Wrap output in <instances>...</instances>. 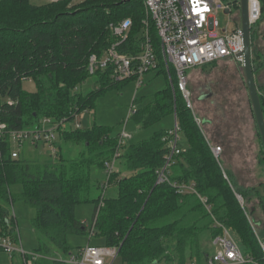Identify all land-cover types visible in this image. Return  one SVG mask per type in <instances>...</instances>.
<instances>
[{"label":"trees","instance_id":"16d2710c","mask_svg":"<svg viewBox=\"0 0 264 264\" xmlns=\"http://www.w3.org/2000/svg\"><path fill=\"white\" fill-rule=\"evenodd\" d=\"M260 1L259 22L264 20V0ZM144 17L141 0H57L42 5L29 0H0V124L10 132L30 130L43 118L72 122L93 110L108 90L132 82H112L108 70L90 76L88 60L91 55L100 58L112 44L108 25L129 18L133 28L119 49L127 53ZM256 33L255 27L251 28L254 72ZM151 37L157 46L152 29ZM90 77L94 79L93 90L85 95L74 92ZM26 80L35 82L34 93L22 91ZM172 84L173 88L167 80L164 89L137 97L130 119L144 131L175 114L183 150L174 157L168 178L177 184L194 183L196 193L207 199L209 212L195 194L181 195L168 183L156 184V170L164 164L167 152L163 141L167 127L122 147L115 164L118 171L108 178L116 196L101 198L103 184L98 180L93 184L92 168L105 172V163L115 154L118 134L94 124L62 132L54 159L48 163L27 162L23 156L12 159L9 137L4 138L0 144V236L19 242L12 222L8 223L6 204L21 201L35 212L31 227L39 247L32 253L40 258L33 263L63 264L61 259L72 251L67 237L89 236L83 223L75 219L74 208L93 204V237H102L105 247H118L122 264H185L189 260L203 264L212 252L210 242L223 228L244 254L264 264L245 216L247 213L254 219L257 205L264 210V182L241 188L230 173L225 171L224 178L173 76ZM259 98L264 114V97ZM255 127L260 144L257 161L264 171V150L256 123ZM63 142L69 145L68 155L75 156L61 153ZM13 184L22 185L23 191L11 194L8 187ZM94 190H99L96 197L92 196ZM235 194L242 197L243 208ZM263 227L257 229L262 239Z\"/></svg>","mask_w":264,"mask_h":264},{"label":"built area","instance_id":"2783aa9c","mask_svg":"<svg viewBox=\"0 0 264 264\" xmlns=\"http://www.w3.org/2000/svg\"><path fill=\"white\" fill-rule=\"evenodd\" d=\"M52 1L57 0H46L45 3ZM141 2L145 9V17L134 37L133 47H128L127 53H121L119 50L132 31L133 22L131 19L126 18L109 24L108 31L113 42L100 58L95 55L90 56L87 67L88 74L94 76L97 72L108 70L112 82L132 80L137 88L143 85L145 76L151 73L162 74L172 88V76L175 77L176 86L181 93L186 109L191 112L198 130L204 136L224 178L227 179L225 170L220 163L222 148L210 143L205 134L202 118L195 114L191 93L188 89L187 73L224 59H233L242 65V59L236 58V55L242 51L240 24L229 31L221 29L217 20L220 11L228 13L230 20H232L234 12H238L240 18L239 0H229L228 2L223 0H141ZM236 6H238V11ZM247 9L249 25L254 28L261 17V1L247 0ZM151 29L156 33L157 46L151 37ZM136 98L133 96L126 121L117 136L115 154L104 165L107 181L101 185L102 192L109 185L108 178L117 172L115 164L121 154L122 147L131 140V133L126 131L125 124L136 111L134 104ZM70 124L71 121L60 120L56 123L49 118H43L38 125L30 130L10 132L6 130L4 124H0V144L6 136L9 137L11 147L14 145L15 149V151L11 150L12 159L19 157L17 150H20L25 144L31 146L44 144L49 149V157L54 159L57 152L55 143L58 140V134L82 128L78 123L73 127L69 126ZM180 140L179 127L174 114V125L166 131L163 138L167 152L164 155V164L156 170V184L168 183L176 188V191L181 195L195 194L209 212L210 205L207 203V199L196 193L194 183L177 184L170 182L168 178L174 157L183 150ZM235 196L243 208L242 197L238 194ZM245 216L262 252L264 263V239L259 235L252 217L247 213ZM88 235L89 241L86 246L79 248L76 254L69 253L61 259V263L116 264L119 259V248L92 245L90 243V238L94 236L92 227L89 228ZM211 247L212 252L206 256L203 264H261L251 255L244 254L231 233L224 228L222 233L211 241ZM0 250L9 256L20 255L24 264H32L40 258L35 253L25 252L8 237L0 236ZM153 264L172 263L160 261ZM185 264L197 263L189 260Z\"/></svg>","mask_w":264,"mask_h":264},{"label":"rangeland","instance_id":"374dc122","mask_svg":"<svg viewBox=\"0 0 264 264\" xmlns=\"http://www.w3.org/2000/svg\"><path fill=\"white\" fill-rule=\"evenodd\" d=\"M29 2L34 5H42L45 4L46 0H29ZM234 13L237 14L236 12ZM217 20L221 29L224 28L231 31L234 28V23L230 20L228 13L220 11ZM221 64H223V62ZM221 64L215 69L216 71L212 70L213 65L198 70L200 73H203L202 76L196 75L198 74L196 70H192L189 73L188 79L191 81L190 93L193 108L197 117L206 118L208 119L207 121L210 122L208 123L205 121V134L212 145L222 148L220 163L224 170L230 173L231 165L236 175H238L239 180H241L240 184L244 186H256L264 182V171L256 162V155L259 153L260 148L256 127L252 120L250 121V118L248 116L246 117L245 107L248 106V98L244 90L246 87L242 65L238 62L234 63L231 61L230 64L226 63L221 68ZM254 65L256 64L254 63ZM166 86L167 80H165L163 75L151 73L145 76L144 84L139 88H137L133 82H130L124 86L108 90L98 98L93 110L85 111L79 116H76L75 120L71 122L69 126L73 127L78 123L82 128H89L95 124L97 126L109 127L114 134H119L126 121L133 96H135V98L150 96L156 91L164 89ZM21 88L25 93H34L36 91L35 82L32 80L23 81ZM94 88V79L90 77L83 84L77 86L74 92L85 95ZM207 93H209V95ZM241 93L242 96H240ZM205 95L209 97L201 99V97ZM173 125L174 116L163 119L161 123L147 130L140 131L133 125V121L128 119L125 124V129L131 133V141L136 142L142 138L149 137L155 130L163 127L170 129ZM57 138L58 140L55 143V147L61 142V133L58 134ZM226 140H229L232 147L226 145ZM61 144V153L64 156L69 158L75 156H71V154L68 155L70 151L69 145H66L64 142ZM29 146L31 145L25 144L21 148L22 158H26L25 160L27 162L37 161L39 163H48L50 161L47 159L49 149L44 147V144H39L37 148ZM72 152L74 151L72 150ZM51 160L53 159L51 158ZM92 177L94 179L92 180L93 184H95L97 180L102 184L107 181L106 173H101L94 167L92 168ZM8 191L13 195H17L23 191V187L22 185L13 184L8 187ZM261 193L264 196V191ZM98 194L99 190H94V192H92L93 197H96ZM100 196H103V199L115 197V186L109 184L104 192L101 191ZM1 202L2 200L0 198V206ZM254 203L257 205L255 201H253L252 204ZM6 206L9 210L7 220L8 223L12 222L15 228L19 241L17 243L18 247H21L25 252L37 250L39 245L31 227V222L35 217L34 210L21 201H15L11 204L8 203ZM255 208L257 210L256 215H254L255 220L252 219L256 229H260L264 226V210L259 205ZM93 210V204L77 205L74 208V217L77 221L83 223L86 227V232L89 231L91 225ZM88 241L89 236L86 235L68 236L67 244L72 249L70 253L76 254L78 249L86 246ZM90 243L96 246H105L104 239L100 236L91 237ZM208 249H210L209 246ZM1 252L0 264H22L23 260L20 255L14 254L13 256H9L3 251ZM51 255H53L52 252ZM57 257L61 258V255L57 254ZM32 264L35 263L32 262ZM116 264H122L120 258L116 261Z\"/></svg>","mask_w":264,"mask_h":264},{"label":"crops","instance_id":"0c3cea01","mask_svg":"<svg viewBox=\"0 0 264 264\" xmlns=\"http://www.w3.org/2000/svg\"><path fill=\"white\" fill-rule=\"evenodd\" d=\"M238 18V19H237ZM231 21H233V23H234V28L235 27H237V25H239L240 24V18H239V16L237 15V14H235L234 13V16H232V20ZM233 28V29H234ZM229 30V29H228ZM255 30H256V41H255V45H254V50H256V54H257V56H256V59H255V66H256V71L254 72V79H255V84H256V87H257V91H258V94H259V97L260 96H263L264 97V20H262V21H260V22H258L257 24H256V26H255ZM231 61H233L234 63H236L233 59H224V60H221V61H219V62H217V63H213V64H209V65H206V66H202V67H200V68H197V69H194V70H196V71H198V70H200V69H204L205 67L207 68L208 66H212L213 65V68H212V70L213 71H216L215 69L223 62V64H221V68H222V66L223 65H225L226 63H229L230 64V62ZM234 66H235V64H234ZM192 71V70H191ZM191 71H189L188 73H187V75L189 76V73L191 72ZM196 73V72H195ZM196 75H198V76H202L203 75V73H200L199 71H198V74H196ZM188 81H189V79H188ZM191 83V81H189V85H191L190 84ZM245 87H246V84H245ZM245 90V92H246V96H247V98H248V102H247V104H248V106L247 107H245V112H246V117L248 116L249 118H250V121L252 120V122L255 124V120H254V117H253V112H252V107H251V103H250V100H249V95H248V92H247V88H245L244 89ZM208 95H209V93H207ZM240 96H242V93L240 94ZM209 96H207L206 97V95L205 96H202L201 97V99H206V98H208ZM225 100V99H224ZM202 118V117H201ZM202 120L204 121V125L206 124V122H208V123H210L209 121H207L208 119H204V118H202ZM206 121V122H205ZM209 140V139H208ZM210 141V140H209ZM225 143H226V145H228V147H232V144L231 143H229V140L227 141H225ZM29 147H31V146H29ZM35 148H37L38 146H34ZM44 147H47V146H45L44 145ZM11 150L12 151H15V149H14V145H12V147H11ZM19 153H18V155H19V157H22V154H21V149L20 150H17ZM47 159H50L51 160V158L49 157V154H47ZM258 156V154L256 155V157ZM25 158V157H24ZM26 159V158H25ZM226 159V158H225ZM227 161V160H226ZM228 162V161H227ZM257 162V165L260 167V165L258 164V161H256ZM229 163V162H228ZM230 165V164H229ZM230 174L232 175V177H233V180H234V182L235 183H237L241 188H245V187H251L250 185H242V184H240V181L241 180H239V178H238V175H236V173H235V170H234V168L233 167H231V165H230ZM263 182V181H262ZM1 204H2V202H1ZM2 250H0V257L2 256V252H1ZM23 263V262H22ZM35 264H37V263H35Z\"/></svg>","mask_w":264,"mask_h":264},{"label":"water","instance_id":"95a60500","mask_svg":"<svg viewBox=\"0 0 264 264\" xmlns=\"http://www.w3.org/2000/svg\"><path fill=\"white\" fill-rule=\"evenodd\" d=\"M54 2V1H52ZM240 11V31L242 34V51L236 55L237 59H242V70L244 80L249 95L255 123L260 135V140L264 150V114L260 103L259 94L254 79V71L251 60V27L248 21L247 0H239Z\"/></svg>","mask_w":264,"mask_h":264}]
</instances>
